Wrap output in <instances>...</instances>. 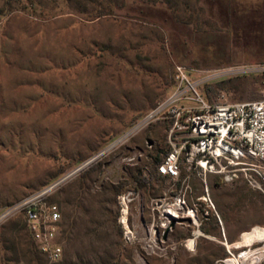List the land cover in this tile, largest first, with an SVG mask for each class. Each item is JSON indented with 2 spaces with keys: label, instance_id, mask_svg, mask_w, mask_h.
Wrapping results in <instances>:
<instances>
[{
  "label": "rangeland",
  "instance_id": "374dc122",
  "mask_svg": "<svg viewBox=\"0 0 264 264\" xmlns=\"http://www.w3.org/2000/svg\"><path fill=\"white\" fill-rule=\"evenodd\" d=\"M255 62H264V0H0V213L153 109L173 90L177 65L197 78ZM222 80L237 90L221 89ZM201 90L256 100L264 74L217 78ZM168 129L151 125L52 194L82 263L68 257L66 239L63 258L44 264H229L264 250V193L244 181L212 175L206 190L184 169L179 180L160 175L116 197L122 181L153 173L170 150ZM210 217L219 236L201 228ZM14 221L23 225L22 215L3 221L0 234Z\"/></svg>",
  "mask_w": 264,
  "mask_h": 264
},
{
  "label": "built area",
  "instance_id": "2783aa9c",
  "mask_svg": "<svg viewBox=\"0 0 264 264\" xmlns=\"http://www.w3.org/2000/svg\"><path fill=\"white\" fill-rule=\"evenodd\" d=\"M191 72L177 65L174 88L162 101L94 157L6 206L0 213V224L17 214L22 215L32 240L47 262L60 261L64 256L62 213L59 205L49 198L72 175L159 122L169 125L167 138L170 143L169 152L158 166L161 176L179 180L185 169L199 176L206 190L208 178L218 175L226 183L244 181L251 189L264 193V93L257 100L229 102L225 92L211 101L201 90V86L217 78L264 74V63L228 66L197 78H193ZM122 199L123 205H127L126 197ZM209 202L213 204L211 199ZM192 216L196 219L195 214Z\"/></svg>",
  "mask_w": 264,
  "mask_h": 264
},
{
  "label": "trees",
  "instance_id": "16d2710c",
  "mask_svg": "<svg viewBox=\"0 0 264 264\" xmlns=\"http://www.w3.org/2000/svg\"><path fill=\"white\" fill-rule=\"evenodd\" d=\"M102 14L103 13H100L99 16H101ZM230 83H231V80H222L218 83V86L221 89L231 90L233 87L229 88L228 85ZM233 89H236V87ZM206 97L211 101L215 100L207 95ZM138 118L139 117H136L131 122V124L135 122ZM168 152L169 150L164 151V156ZM164 156L156 157L155 162H154V167H153V173L150 174L149 176L143 175L142 173H138L137 175L133 177L132 181H128V180L122 181L116 187V190H115L116 197L124 193L128 187L133 186L134 188H147L149 187L150 184L154 182L155 179H160L161 176L158 173V166L161 164ZM100 168H101V162L96 161V162H93L86 169L82 170L81 174L82 176H86L87 173L96 172ZM215 176H218V175H215ZM50 199L51 197L49 198V200ZM1 228H2V231L0 234V264H17L22 259L26 260L28 264H44V261H47L45 257L38 251L27 229L24 219H23V225H21L18 221H14L11 224H9V226L1 225ZM201 228L207 234L219 236V232H218L219 231V221L216 217H210V219L207 222L201 225ZM120 230L122 231L121 228ZM66 239L68 242V250H67L68 252L66 254L68 255L69 258L70 257L72 258L74 255L79 260V262L82 263L81 256H80L81 254L79 253L78 250H75L77 240L74 237L70 238L67 235L66 230L62 229V241H65ZM231 242H233V240H231ZM64 253H65V247H64ZM226 257H229V253L224 249L220 258L223 259ZM60 263L64 264V261L63 262L61 261L57 264H60ZM65 264H66V259H65Z\"/></svg>",
  "mask_w": 264,
  "mask_h": 264
},
{
  "label": "bare ground",
  "instance_id": "6f19581e",
  "mask_svg": "<svg viewBox=\"0 0 264 264\" xmlns=\"http://www.w3.org/2000/svg\"><path fill=\"white\" fill-rule=\"evenodd\" d=\"M124 204H125L124 214L126 215L127 205L126 203ZM262 260H264V250L258 249L248 253L247 255L245 254V256L239 259H235V261L229 264H258Z\"/></svg>",
  "mask_w": 264,
  "mask_h": 264
},
{
  "label": "crops",
  "instance_id": "0c3cea01",
  "mask_svg": "<svg viewBox=\"0 0 264 264\" xmlns=\"http://www.w3.org/2000/svg\"><path fill=\"white\" fill-rule=\"evenodd\" d=\"M257 63H264V62H255V63H251V64H257ZM249 65V64H248Z\"/></svg>",
  "mask_w": 264,
  "mask_h": 264
},
{
  "label": "water",
  "instance_id": "95a60500",
  "mask_svg": "<svg viewBox=\"0 0 264 264\" xmlns=\"http://www.w3.org/2000/svg\"><path fill=\"white\" fill-rule=\"evenodd\" d=\"M175 225V220L173 221L172 225L171 226H174Z\"/></svg>",
  "mask_w": 264,
  "mask_h": 264
}]
</instances>
